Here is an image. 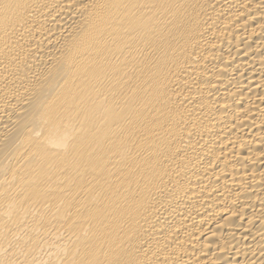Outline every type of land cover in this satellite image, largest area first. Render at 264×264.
<instances>
[{"label":"bare ground","instance_id":"obj_1","mask_svg":"<svg viewBox=\"0 0 264 264\" xmlns=\"http://www.w3.org/2000/svg\"><path fill=\"white\" fill-rule=\"evenodd\" d=\"M0 264H264V0H0Z\"/></svg>","mask_w":264,"mask_h":264}]
</instances>
